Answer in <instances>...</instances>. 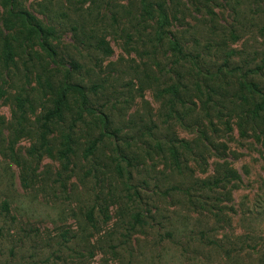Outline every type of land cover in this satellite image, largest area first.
Wrapping results in <instances>:
<instances>
[{
	"label": "rangeland",
	"instance_id": "374dc122",
	"mask_svg": "<svg viewBox=\"0 0 264 264\" xmlns=\"http://www.w3.org/2000/svg\"><path fill=\"white\" fill-rule=\"evenodd\" d=\"M20 4L58 28L62 65L51 77L42 69L46 60L26 65L21 49L9 65L0 56V264H264V120L244 124L241 109L230 105L220 116L211 110L209 119L198 111L196 125L165 123L168 95L158 92L175 82L178 70L165 49L149 41L154 21L140 19V0ZM168 11L170 30L201 56V65L215 71L232 52L230 66L241 67L264 91V0H210L200 7L174 0ZM3 15L0 7V28ZM74 27L78 35L82 28L104 36L111 54L79 42ZM73 60L80 68L71 69V81L85 88L95 112L75 122L67 162L62 141L77 117L76 103L51 125L43 147L40 117ZM182 74L188 89L206 85L190 67ZM223 85L232 99L236 78ZM19 96L33 106L22 132L14 114ZM99 114L118 137L86 156L105 131ZM168 134L189 143L180 147L184 174L166 148L157 147ZM227 171L236 177L200 189Z\"/></svg>",
	"mask_w": 264,
	"mask_h": 264
},
{
	"label": "trees",
	"instance_id": "16d2710c",
	"mask_svg": "<svg viewBox=\"0 0 264 264\" xmlns=\"http://www.w3.org/2000/svg\"><path fill=\"white\" fill-rule=\"evenodd\" d=\"M188 1L195 5V7H200L202 3L210 0ZM173 2L174 0H140L139 13V17L143 22L154 21V24L150 26L153 33L149 35L153 36V38L148 37V39L150 42H155V48L165 49L166 54L172 58V65L178 70L175 82L158 92L159 97L168 95L165 102L166 118L164 122L170 123L172 120H175L181 125L189 123L188 126H192L197 123V119L200 116L198 113L202 112L204 117L209 119L212 117L211 110H216L217 116H220L223 108L233 105L241 109L240 118L244 124L254 127L259 125L260 120H264V91L261 90L253 76L242 72L241 67L230 66L229 57L232 55V52L228 55L223 65L217 67L215 71L210 70L205 65H201L199 61L201 56L199 54L193 56L187 46L181 42L180 38L170 30L172 24L168 9ZM20 3L21 0H0V7L4 12L0 28V56L3 63L5 65L14 63L18 55L17 50L21 49L26 57V65L34 61L40 63L46 60V65H42L43 72L45 74L50 73L52 74L50 76L54 77V67L62 65V59L60 58L58 50V43L60 41L58 28L54 24H51L47 16H44L45 20L39 19L22 8ZM45 9L48 8L44 7L43 10L45 11ZM44 14L47 15L46 12ZM81 30L82 32L78 35V27L73 28L76 36H78L77 39L79 42L85 43L89 48L100 52L103 56L111 54L112 49L104 36L101 37L98 34H92L90 30V33L87 34L84 29L81 28ZM83 36H87V38H83ZM128 37L130 39L132 36L129 34ZM34 46H37L39 51L34 49ZM51 65H53L52 68H50ZM184 67H190L191 75L196 80L203 78L206 85L203 86L201 83L195 82L194 89H188V86L183 82L182 68ZM79 68L80 64L73 60L71 62V68L67 70L64 79L61 80L54 92L56 97L53 100L52 107L40 117V138L42 142L41 147H43L46 143L47 135L50 133L51 125L64 120L66 112L71 109V100H74V103H76L77 117L74 119L70 128L64 133L62 141V148L64 149L61 151V157L67 162L74 148L73 129L76 125L75 122L82 120L86 111H94L85 88L71 81V69L78 70ZM38 78L39 81L42 79L40 74ZM228 78H236V84L239 86L235 89L232 99L229 98L230 93L223 85V83H227ZM45 83L53 90V84L48 77L45 78ZM191 91L195 93L196 102L191 100ZM215 96L219 97L218 100L214 99ZM256 97L260 98L259 102ZM235 98L239 99V101L235 102ZM30 101L28 96H19L17 98V110L14 114L18 123L17 126L20 128L18 131L22 132L23 130L28 109L33 110ZM188 101H191V103L189 104ZM99 115L97 117H100L105 131L87 147L86 156L94 154L96 148H99L98 143L104 142L106 138L112 141L118 137V133L108 130L107 116L104 114ZM244 131L246 130L243 127ZM148 132L151 134L150 129ZM113 144L115 148H120L115 141H113ZM183 146L188 148L189 143L182 139L178 140L169 134L165 140L157 143L158 148H166L169 152L174 160L175 170L180 174H184V164L180 151V147L182 148ZM122 157L129 162L127 157L123 155ZM233 177H236V175L231 171H227L222 177L215 178L212 181H202V188L200 189L205 190V188L211 189L217 187ZM174 189L180 191V187H174ZM88 219L91 222L94 221L93 211L88 213Z\"/></svg>",
	"mask_w": 264,
	"mask_h": 264
}]
</instances>
